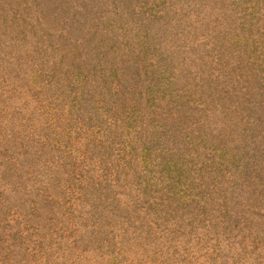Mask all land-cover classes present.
<instances>
[{
	"label": "rangeland",
	"instance_id": "374dc122",
	"mask_svg": "<svg viewBox=\"0 0 264 264\" xmlns=\"http://www.w3.org/2000/svg\"><path fill=\"white\" fill-rule=\"evenodd\" d=\"M0 264H264V0H0Z\"/></svg>",
	"mask_w": 264,
	"mask_h": 264
}]
</instances>
